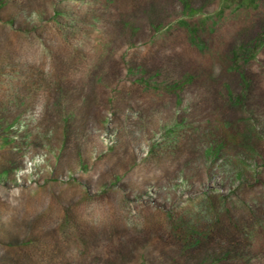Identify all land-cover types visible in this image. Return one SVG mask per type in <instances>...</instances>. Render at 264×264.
<instances>
[{"label":"rangeland","instance_id":"obj_1","mask_svg":"<svg viewBox=\"0 0 264 264\" xmlns=\"http://www.w3.org/2000/svg\"><path fill=\"white\" fill-rule=\"evenodd\" d=\"M0 264H264V0H0Z\"/></svg>","mask_w":264,"mask_h":264}]
</instances>
